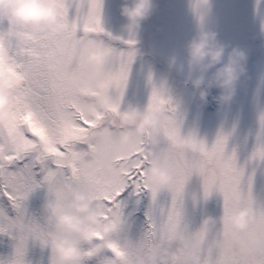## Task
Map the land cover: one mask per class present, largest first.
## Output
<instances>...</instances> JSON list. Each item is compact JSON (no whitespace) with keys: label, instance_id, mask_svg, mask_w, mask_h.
<instances>
[{"label":"snow or ice","instance_id":"obj_1","mask_svg":"<svg viewBox=\"0 0 264 264\" xmlns=\"http://www.w3.org/2000/svg\"><path fill=\"white\" fill-rule=\"evenodd\" d=\"M206 3L193 4L200 19ZM259 4L257 0L258 11ZM102 8L103 0H57V22L28 35L22 46L0 16V72L7 74L4 84L12 107V118L0 124V236L11 241V251L0 254V264H33L28 258L30 244L47 248L49 229L30 209L29 197L40 188L51 192L65 177L101 194L106 209L119 217L112 239L132 255H144V264H264V242L242 249L214 243L233 235L244 237L246 232L264 234V202L253 193L255 171L264 165V138L249 144L246 135L241 143L235 139V123L228 130L221 126L211 142L194 130L182 131L181 102L166 80L155 79L151 68L144 72L146 104L166 112L160 144L151 160L135 153L130 158L135 165L126 163L120 156L123 149L117 148L116 174L102 171L97 154L103 146L97 141L101 137L111 141L113 112L97 109L90 100L115 79L122 83V91L113 102L116 109L122 106L137 55L135 33L124 38L107 32ZM89 48L109 53L105 76L92 84L83 79L81 64L82 53ZM73 73L81 78L70 86ZM253 103L256 125L264 129V78L256 84ZM74 105H82L83 111L74 112ZM153 161L172 173L164 190L145 181ZM194 173L202 178L204 199L218 191L225 210L240 203L253 206L256 219L245 233L221 234L200 226L190 230L185 191ZM145 200L144 219L133 233L135 213Z\"/></svg>","mask_w":264,"mask_h":264},{"label":"clouds","instance_id":"obj_2","mask_svg":"<svg viewBox=\"0 0 264 264\" xmlns=\"http://www.w3.org/2000/svg\"><path fill=\"white\" fill-rule=\"evenodd\" d=\"M157 0H121L119 14L124 18L121 29L136 33L157 9ZM0 16L11 30L18 46H22L31 33L43 31L57 22V0H0ZM184 59L191 76L192 95L200 104H207L209 93L216 89L213 99L218 106L234 101L238 86H245L247 80L248 53L240 46L230 45L218 38L211 28L198 27L187 39L184 46ZM109 53L101 48H89L82 53L83 79L90 84L105 76V65ZM7 74L0 72V124L12 118L9 93L4 81ZM79 73L69 77V85L80 80ZM243 78V79H242ZM122 91V83L113 80L109 88L94 92L90 103L97 109L113 112L111 126L115 129L111 141L103 137L97 143L103 150L97 155L102 171L106 175L116 174L115 150L123 149L121 158L132 165L130 158L137 152L149 160L154 149L160 144L166 112L158 106L128 101L116 109L114 96ZM74 112L83 111L82 105H74ZM247 136L254 140L264 138V129L249 128ZM143 137L141 142L139 138ZM145 181L158 190H164L172 182V173L163 163L153 161L146 169ZM18 207V206H17ZM44 224L49 231L46 247L49 264H144V255H132L122 245L112 239L117 213L106 209L101 194L90 190L79 180L61 178L55 189L46 191L40 204ZM256 219V212L250 204L240 203L221 214L204 215L200 227L215 229L223 233H245ZM189 241H194L188 236ZM264 242V234L246 232L244 237L233 235L214 241L218 247L242 249Z\"/></svg>","mask_w":264,"mask_h":264},{"label":"rangeland","instance_id":"obj_3","mask_svg":"<svg viewBox=\"0 0 264 264\" xmlns=\"http://www.w3.org/2000/svg\"><path fill=\"white\" fill-rule=\"evenodd\" d=\"M194 2L195 0H157V9L142 22L141 28L135 33L137 55L123 104L129 100L141 106L147 103L149 89L145 86L144 72L149 68L157 81H167L171 93L173 77L182 82H190V70L184 59L183 46L198 27L211 28L222 41L246 50L248 78L245 86H238L234 101L224 106H218L213 99L216 89L210 91L207 104H200L192 95L191 86L178 85L175 98L180 100V110L184 114L182 131L194 130L198 136L211 142L221 126L228 130L235 123V139L243 143L247 130L257 126L253 94L257 82L264 78V0H260L259 11L257 0H207L203 6L202 19L193 9ZM120 3L121 0H103L102 25L107 32L127 38L129 33L121 29L125 21L119 14ZM139 69L144 71H138ZM252 142L253 138L248 136V143ZM45 192L46 189L40 188L29 197V207L38 216H41L40 204ZM253 193L257 201L264 202V165L257 167L255 171ZM139 207L140 211L134 217L133 233L144 219L147 200ZM222 210V194L213 191L204 199L202 178L194 173L187 182L185 191V214L190 230L200 226L204 215L211 213L216 216ZM10 251L11 241L6 236H0V254ZM48 256L47 248L41 250L38 244H30L28 258L33 264H48ZM88 264H95V261H89Z\"/></svg>","mask_w":264,"mask_h":264},{"label":"water","instance_id":"obj_4","mask_svg":"<svg viewBox=\"0 0 264 264\" xmlns=\"http://www.w3.org/2000/svg\"><path fill=\"white\" fill-rule=\"evenodd\" d=\"M182 84L191 85V83H190V82H182Z\"/></svg>","mask_w":264,"mask_h":264}]
</instances>
